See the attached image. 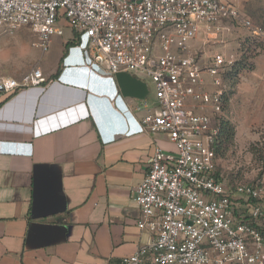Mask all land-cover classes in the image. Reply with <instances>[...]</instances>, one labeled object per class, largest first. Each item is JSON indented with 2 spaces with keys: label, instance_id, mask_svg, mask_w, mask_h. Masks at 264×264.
Listing matches in <instances>:
<instances>
[{
  "label": "built area",
  "instance_id": "obj_1",
  "mask_svg": "<svg viewBox=\"0 0 264 264\" xmlns=\"http://www.w3.org/2000/svg\"><path fill=\"white\" fill-rule=\"evenodd\" d=\"M229 23L248 32L249 59L264 51V28L228 0H0V30L26 27L45 51L66 24L93 64L153 86L152 101L138 99L136 109L147 108L140 123L173 148L153 143L131 193L136 226L150 237L120 264H264L258 188H229L215 173L224 74L240 56L215 52L203 61L196 46L219 40ZM47 85L39 68L21 82L0 77L9 94Z\"/></svg>",
  "mask_w": 264,
  "mask_h": 264
},
{
  "label": "crops",
  "instance_id": "obj_2",
  "mask_svg": "<svg viewBox=\"0 0 264 264\" xmlns=\"http://www.w3.org/2000/svg\"><path fill=\"white\" fill-rule=\"evenodd\" d=\"M16 30H0V77L21 82L39 68L48 85L0 91V264H120L150 237L132 190L153 143L173 145L143 130L147 108L75 47L66 24L45 51Z\"/></svg>",
  "mask_w": 264,
  "mask_h": 264
},
{
  "label": "rangeland",
  "instance_id": "obj_3",
  "mask_svg": "<svg viewBox=\"0 0 264 264\" xmlns=\"http://www.w3.org/2000/svg\"><path fill=\"white\" fill-rule=\"evenodd\" d=\"M228 1L234 4L242 14L264 28V0ZM18 30L30 32L26 27L16 31ZM67 34L68 30L64 35ZM32 36L36 38L33 34ZM249 38L244 28L229 23L219 40L206 44L198 40L196 46L199 48L203 61L215 52L226 56H241L236 61L239 64L238 69L224 78V91L228 97V104L222 118L228 123L232 136L225 142L223 150L217 154L215 173L229 188L239 183L258 188L257 202L263 214L256 223L264 229V51L259 50L253 54L248 49V52L252 54L249 59L245 53ZM84 45L85 42L81 38L80 43L75 47L81 49ZM17 48L18 45L14 44L10 52L17 53ZM146 82L147 99L152 101L153 86L148 80Z\"/></svg>",
  "mask_w": 264,
  "mask_h": 264
},
{
  "label": "water",
  "instance_id": "obj_4",
  "mask_svg": "<svg viewBox=\"0 0 264 264\" xmlns=\"http://www.w3.org/2000/svg\"><path fill=\"white\" fill-rule=\"evenodd\" d=\"M114 77L123 95L143 99L148 94L147 84L130 73L120 71Z\"/></svg>",
  "mask_w": 264,
  "mask_h": 264
},
{
  "label": "trees",
  "instance_id": "obj_5",
  "mask_svg": "<svg viewBox=\"0 0 264 264\" xmlns=\"http://www.w3.org/2000/svg\"><path fill=\"white\" fill-rule=\"evenodd\" d=\"M72 43H73V41H72ZM240 57H241V56H240ZM240 57H239L238 59H240ZM238 61H240V60H238ZM238 67H239L238 62H235L234 65H232V66L230 67V69H228V70L225 72V74H224V78H225L230 72H232L233 70H237ZM223 97H224L223 110H222V114L218 117V122H217V125H218V128H219V147H220L219 150H218L219 152H220L221 150H223L224 145H225V142L229 141V140L231 139V136H232V134H231V129H230L228 123H227L225 120H223V118H222L223 111L225 110V108H226V106H227V104H228V97H227L225 91H224ZM219 152H218V153H219Z\"/></svg>",
  "mask_w": 264,
  "mask_h": 264
}]
</instances>
